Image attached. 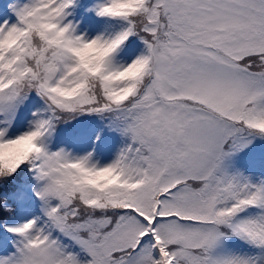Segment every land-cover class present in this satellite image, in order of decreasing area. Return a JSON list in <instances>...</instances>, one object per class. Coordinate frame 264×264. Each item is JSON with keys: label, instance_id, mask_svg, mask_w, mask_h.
<instances>
[{"label": "snow or ice", "instance_id": "obj_1", "mask_svg": "<svg viewBox=\"0 0 264 264\" xmlns=\"http://www.w3.org/2000/svg\"><path fill=\"white\" fill-rule=\"evenodd\" d=\"M0 264H264V0H0Z\"/></svg>", "mask_w": 264, "mask_h": 264}]
</instances>
